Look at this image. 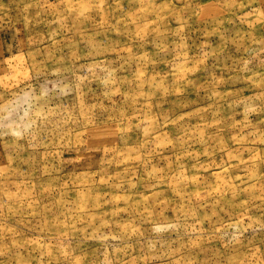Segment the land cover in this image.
I'll return each instance as SVG.
<instances>
[{
	"label": "rangeland",
	"instance_id": "374dc122",
	"mask_svg": "<svg viewBox=\"0 0 264 264\" xmlns=\"http://www.w3.org/2000/svg\"><path fill=\"white\" fill-rule=\"evenodd\" d=\"M0 264H264V0H0Z\"/></svg>",
	"mask_w": 264,
	"mask_h": 264
}]
</instances>
